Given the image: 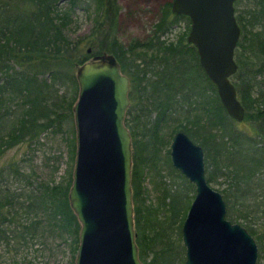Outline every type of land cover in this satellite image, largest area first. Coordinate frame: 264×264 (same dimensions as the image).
Masks as SVG:
<instances>
[{
	"label": "trees",
	"instance_id": "16d2710c",
	"mask_svg": "<svg viewBox=\"0 0 264 264\" xmlns=\"http://www.w3.org/2000/svg\"><path fill=\"white\" fill-rule=\"evenodd\" d=\"M248 1L255 6L235 15L241 39L235 51L239 70L234 86L245 111L242 122H251L245 130L242 122H235L225 112L215 84L200 66L196 48L187 42L189 18L174 15L170 4L165 6L154 35L129 48L131 53L138 47L142 51L141 60L133 64L124 58L117 43L119 7L115 0H0V244L18 250L47 229L56 239L67 242L73 263L81 228L68 193L76 155L72 108L79 87L75 75L86 61L107 52L116 57L131 83L133 105L126 113L125 125L134 150L133 211L142 263L184 264L178 241L195 187L170 163L167 174L182 181L166 183L155 163L161 124L176 121L178 114L184 115L185 123L180 120L176 130L185 132L204 150L207 181L213 182L220 175L228 179L222 193L226 217L242 224L256 238L258 264H262L264 0ZM94 6L97 14L90 34L68 39L64 30L73 26L76 12H88ZM179 20L187 21L186 31L176 44H165L161 36ZM89 46L92 53L86 52ZM46 133L60 134L67 150L68 169L58 181L37 179L33 168L29 172L23 169L22 159L2 161L14 147L22 148L26 143L31 149ZM147 172L158 180L157 187H163L155 205L148 202L143 187Z\"/></svg>",
	"mask_w": 264,
	"mask_h": 264
},
{
	"label": "water",
	"instance_id": "95a60500",
	"mask_svg": "<svg viewBox=\"0 0 264 264\" xmlns=\"http://www.w3.org/2000/svg\"><path fill=\"white\" fill-rule=\"evenodd\" d=\"M235 2L173 0L171 8L174 15L189 18L188 43L196 48L225 112L242 122L245 111L230 80L238 71L234 54L241 34ZM75 76L77 152L68 192L81 224L75 264H143L135 241L132 138L125 125L129 78L108 53L86 61ZM174 136L172 166L195 187L181 226L184 264H258L256 238L226 217L224 196L207 181L203 148L185 132Z\"/></svg>",
	"mask_w": 264,
	"mask_h": 264
},
{
	"label": "rangeland",
	"instance_id": "374dc122",
	"mask_svg": "<svg viewBox=\"0 0 264 264\" xmlns=\"http://www.w3.org/2000/svg\"><path fill=\"white\" fill-rule=\"evenodd\" d=\"M172 1L173 0H115L116 5L119 7V13L116 16V20L118 21V26L116 30L117 43L122 48V51H124V58L127 59L128 57L129 63L134 64V62L136 61L135 63L138 64L139 60H141L138 58L141 57L142 53L139 47L134 49L133 52L135 53H131L129 51V48L133 47L137 41L147 42L148 38L154 35L155 26L162 20L164 9H166L165 6H168V4H170L171 7ZM60 3L63 4V1H61ZM234 5L235 15L243 14L245 13V11L255 6L254 2H250L248 0H236ZM62 6L63 8L65 7L64 5ZM76 13L77 17L74 19L73 26H71L70 29L64 30V34H66V37L72 41L79 38H83L84 36L90 34L95 24V22L93 21L94 17L97 14L95 6L91 8V10L88 12L78 11ZM186 27L187 21L179 20V22L171 28L172 30H169L168 33H165L161 36L160 40L167 45H169L170 43L176 44L179 41L180 35L186 31ZM107 42H109V39ZM91 47L92 46H89L86 49V52L90 50L89 53H92ZM115 60L116 63H118L116 57ZM122 74L124 73L122 72ZM234 76L230 78L233 85L236 81L234 79ZM127 77L129 78V85L131 89L130 77ZM72 109L74 110V108ZM151 116L152 117L149 120L148 124L149 126L155 118L154 114ZM175 117L177 119L176 121L163 122L161 124L162 128L160 129V132L158 134V136L161 137V144L159 145L160 150L157 153L155 163L161 168V173L162 175H164L165 178H163L164 181L166 180V183L182 181L180 177L174 178L170 177L167 174V171H170L169 163L172 165L170 157L171 144L174 140V135L177 132L181 131L176 130V128H180V120L183 122V125L185 123L183 119L184 115L182 116L177 114L175 115ZM242 127L245 130L250 129L251 122H242ZM133 154L134 150L132 153V157ZM57 156L58 159L56 158ZM67 157V150L64 142L62 141L61 135L56 134V136H54L46 133L43 134L38 141H35V143L32 144L31 149L30 145L26 143L25 145H22V148L14 147V149L5 153L2 161L9 159H22V161H24L21 162V164H23V166L25 167H23V169H26L25 171L29 172L30 169L33 168L34 173L37 174V179L43 178L45 180H48V178L52 177L55 178L56 181H58L62 177V175H65V171L68 169L69 163L67 162ZM55 168H57V170H55ZM158 179L160 178L158 177ZM156 182H158V180H156V178L153 177L151 174H149L148 172L147 174H145L143 187L146 189L148 202L153 205L159 202L158 196H161L163 194V190L161 189L163 187H157ZM227 183L228 179H226L223 175L217 177L215 181L209 182L210 186H212L215 190L220 191L221 193H224L223 191L227 187ZM11 187L16 188V185L11 184ZM193 197L191 198L190 203L194 199ZM132 201L134 209L133 195ZM55 237L56 236L52 231L49 232L47 229H45L41 230L36 238H30L31 240H29V243L21 244L19 248H16L18 250H15L13 248L6 249L4 245L0 244V264H75L76 254L72 263L71 251L67 242L63 238H61L60 241L59 238L56 239ZM179 237L180 240L178 241V243H181L183 247L185 259V246L182 241V234H180ZM260 261L262 262V264H264V259H261Z\"/></svg>",
	"mask_w": 264,
	"mask_h": 264
},
{
	"label": "flooded vegetation",
	"instance_id": "af4514ba",
	"mask_svg": "<svg viewBox=\"0 0 264 264\" xmlns=\"http://www.w3.org/2000/svg\"><path fill=\"white\" fill-rule=\"evenodd\" d=\"M240 30H241V28H240ZM240 39H241V34H240ZM240 41V40H239ZM239 43V42H238ZM192 45V44H191ZM238 45V44H237ZM236 49H237V47H236ZM236 51V50H235ZM95 56H93L92 58H94ZM234 59L236 60V58H235V54H234ZM237 62V61H236ZM237 66H238V64H237ZM238 69V68H237ZM129 92H130V90H129ZM129 95V94H128ZM129 100H130V104H129V106L131 107L132 105H133V103H132V101H131V99L129 98ZM130 107H129V109H130ZM128 109V110H129Z\"/></svg>",
	"mask_w": 264,
	"mask_h": 264
}]
</instances>
